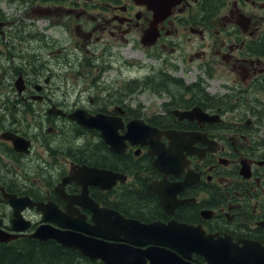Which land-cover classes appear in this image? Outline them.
<instances>
[{"label":"flooded vegetation","instance_id":"1","mask_svg":"<svg viewBox=\"0 0 264 264\" xmlns=\"http://www.w3.org/2000/svg\"><path fill=\"white\" fill-rule=\"evenodd\" d=\"M224 4L183 0L157 20L140 0H0V229L18 236L0 248L39 226L75 233L106 223L99 215L117 203L143 223L174 220L264 245V0H232L218 31ZM197 38L213 41L212 63L191 80L175 77L172 63L194 59ZM121 50L136 54L123 59ZM147 94L157 104L150 115ZM97 115L109 120L77 123ZM139 119L155 130L143 138L152 146L123 140L122 154L98 129L123 136ZM159 152L166 172L153 165ZM111 173L124 181L108 188ZM164 177L156 189L171 215L147 193ZM77 256L71 249L67 262Z\"/></svg>","mask_w":264,"mask_h":264},{"label":"water","instance_id":"2","mask_svg":"<svg viewBox=\"0 0 264 264\" xmlns=\"http://www.w3.org/2000/svg\"><path fill=\"white\" fill-rule=\"evenodd\" d=\"M158 1L165 2V0H140L154 12L157 11ZM92 120H96V118ZM79 123L94 127L90 126L88 121H79ZM102 128L106 129H99L101 136L118 153L123 152V140L133 142L153 133V130L148 127L135 128L134 125H129L125 136L119 137L116 128ZM150 155L154 156L155 153L151 152ZM165 156V154L159 153L153 163L154 167L161 172H166L162 164ZM117 178H119L118 175L112 174L111 184L107 187L112 186ZM68 181H70V177L64 180L65 183ZM164 183L165 177L160 182H150L147 185V193L156 196L164 212L169 214L167 203L156 189L157 185ZM4 197L11 198L7 195ZM12 205L17 211L18 208L15 207V204L12 203ZM37 207L40 209L38 205ZM111 215L110 225L95 224L84 230L89 236L74 234L70 238L63 231L60 233L49 227H39L30 237L39 241L54 240L63 246L77 249L81 256L92 261L99 260L102 264H195L189 261L193 253L202 256L206 264H264V246L256 241L234 243L228 237L206 235L200 228L180 224L174 220L167 223L154 221L141 224L138 221L124 219L114 211L111 212ZM14 223H16L15 220L12 221L13 225ZM13 229L21 230L14 226ZM15 238L16 236L0 229V243H7Z\"/></svg>","mask_w":264,"mask_h":264},{"label":"rangeland","instance_id":"3","mask_svg":"<svg viewBox=\"0 0 264 264\" xmlns=\"http://www.w3.org/2000/svg\"><path fill=\"white\" fill-rule=\"evenodd\" d=\"M225 4L223 6V9L220 13V17L222 18L219 27L217 28L218 31L220 30H224L225 29V24H226V19H225V14L226 11L229 10V8L232 5V0H224ZM190 5H192V3L189 1ZM193 6V5H192ZM184 7H187V10L184 14V16L186 18H189V16H191V10L189 8H191L189 6V4H185ZM85 25V24H84ZM39 26H41V24L39 23ZM80 39H82V29H80ZM96 35H98L96 33ZM64 37H67V34H63ZM108 38L107 35H104L102 38ZM227 37V34L224 33H220L217 36V41L219 43H222L223 40H225ZM232 38V36H231ZM110 40V39H109ZM213 40V39H212ZM208 45H211L210 47H208ZM219 47V44H217ZM126 48H128V46H126L124 49L126 50ZM166 47L161 48V50H163ZM195 50L198 51V55H194V59L189 60V54L185 55L184 57H181L180 59H177L174 61V63H172L174 72L172 75H174L175 77H179L178 75H182L184 76L186 79L191 80L194 78L195 75L199 74L201 71H205L206 72V67L208 64L212 63V60L214 59V45H213V41H204V44H202V41L199 40V38H197L196 44H195ZM121 57L123 59H127V57H125V53L126 51L121 50ZM99 53V51H98ZM128 58H132V56H134L136 54L135 51L132 52V54L130 53H126ZM227 60H218V64L220 67V70H227L228 64H227ZM90 87H88V89H90ZM143 107L144 108H148L147 110V114L150 115L153 111L154 108H157V104L156 102L153 100L152 96L147 94V96H145V102L143 100ZM142 111H144L142 109ZM242 113L246 116H250L251 114L248 110H243ZM113 205H118V206H123L122 204H113Z\"/></svg>","mask_w":264,"mask_h":264},{"label":"trees","instance_id":"4","mask_svg":"<svg viewBox=\"0 0 264 264\" xmlns=\"http://www.w3.org/2000/svg\"><path fill=\"white\" fill-rule=\"evenodd\" d=\"M134 198H130L129 206H139L142 210L149 209V204L134 205ZM119 211L122 209L119 208ZM54 243H36L34 241L22 240L15 245V250L10 248V253L7 250L0 251V264H72L74 257L70 256V261L67 262L69 249H64ZM63 251V257L60 259V251ZM51 252V253H49ZM81 264V263H80Z\"/></svg>","mask_w":264,"mask_h":264},{"label":"bare ground","instance_id":"5","mask_svg":"<svg viewBox=\"0 0 264 264\" xmlns=\"http://www.w3.org/2000/svg\"><path fill=\"white\" fill-rule=\"evenodd\" d=\"M102 127H106V126H104V125H101V126H99L98 127V129H106V128H102ZM103 137V136H102ZM104 138V137H103ZM105 139V138H104ZM105 141H106V139H105ZM109 174V173H108ZM68 227H70L71 229H74V227L73 226H68ZM76 230H77V227H76ZM60 233H62V231H59ZM65 233H67V237H70V238H72L73 236H74V234L75 233H72V232H65ZM69 244V243H68ZM61 247H64L65 249H69V250H71V248L69 247V246H63L62 244L60 245Z\"/></svg>","mask_w":264,"mask_h":264}]
</instances>
